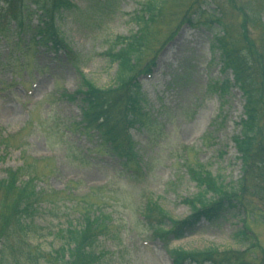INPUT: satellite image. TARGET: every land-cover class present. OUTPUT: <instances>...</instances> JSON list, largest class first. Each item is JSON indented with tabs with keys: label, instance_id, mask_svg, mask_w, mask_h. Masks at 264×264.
Here are the masks:
<instances>
[{
	"label": "rangeland",
	"instance_id": "rangeland-1",
	"mask_svg": "<svg viewBox=\"0 0 264 264\" xmlns=\"http://www.w3.org/2000/svg\"><path fill=\"white\" fill-rule=\"evenodd\" d=\"M70 1L76 9L64 13L58 21L60 34L79 56V69L87 80L99 88L113 85L117 66L104 54L117 37L137 31L131 19L141 4L159 0H114L111 8L105 7L102 0ZM192 2L181 0L170 7L174 9L170 24L158 30L152 53L175 31L184 9ZM200 2L205 14L221 12L234 28L233 35L240 33V16L226 0ZM236 2L259 18L258 26H264V0ZM31 11L29 24L34 27L37 16L33 7ZM5 28L6 34H0V137L10 140L7 144L0 141V179L6 177L7 170L20 168L24 155L38 160L34 163L39 177L37 187L48 193H70L61 208L85 199L102 204L103 211L110 214L107 233L94 245L98 264H172L167 249L152 238L139 215L144 196L156 199L173 219L183 220L190 215L181 201L192 198L198 190L181 164L186 147L194 150L188 153L190 161L205 166L213 176L223 177L226 183L240 177L231 138L239 133L243 98L236 88L223 98L210 91L212 82L225 78L218 52L211 50L212 34L201 27L182 26L160 50L150 74L139 78L147 109L160 128L155 139L137 128L130 131L140 157L149 164L143 182L133 186L119 176L116 160L96 152V137L87 139L62 129L66 123L80 121V103L60 97L62 91L71 94L79 86L74 65L42 46L30 47L22 54L12 44L18 38L26 43L29 35H15L13 23ZM250 35L254 39L262 36L252 29ZM56 215L58 220H53L47 210L34 220L35 231L29 234V241L42 253L60 245L54 233L62 227L64 218L58 211ZM239 218L224 216L215 224L203 221L194 234L172 242L169 248L238 250L233 235L240 228ZM252 230L264 248V227L254 225Z\"/></svg>",
	"mask_w": 264,
	"mask_h": 264
},
{
	"label": "trees",
	"instance_id": "trees-1",
	"mask_svg": "<svg viewBox=\"0 0 264 264\" xmlns=\"http://www.w3.org/2000/svg\"><path fill=\"white\" fill-rule=\"evenodd\" d=\"M179 1H148L133 14L131 21L137 31L128 37H117L105 54L117 66L113 85L98 88L81 74L79 87L73 94L64 91L60 94L70 103L79 102L81 112L80 121L64 124L63 131L77 132L89 139L96 137V151L116 159L120 165L119 176L133 186L143 182L149 164L140 157L130 130H143L155 139L160 128L157 119L147 110L139 78L151 72L158 52L152 53L158 30L170 24L174 12L170 7ZM200 1L193 0L184 9L179 25L163 44L183 25L201 27L212 33L211 49L219 54L221 74L225 78L213 82L210 89L223 98L231 88H237L244 99L243 118L238 124L240 132L231 139L240 161V177L236 182L226 183L223 177L213 176L205 166L190 161L189 155L184 154L181 164L198 190L192 198L182 200L190 215L183 220L173 219L151 196L141 201L139 214L153 237L167 249L173 264H264V248L252 230L254 225L264 227V26L257 25L259 18L252 17L247 7L238 6L236 0H226L241 19L240 33L234 36V28L223 14H205ZM113 2L102 0L107 8ZM28 3L36 10L34 27L29 24L33 13ZM0 4V34L5 35L8 31L5 26L13 22L16 35H29L26 43L20 38L13 42L14 49L25 54L30 47L40 45L55 54L62 53L78 68L80 60L57 25L64 13L76 9L70 0H0ZM250 29L260 31L262 36L252 38ZM9 140L10 137H0L1 143L7 144ZM185 151L194 150L185 148ZM23 158L20 168L7 170L6 177L0 179V264H98L94 245L107 233L110 214L103 211L102 204L85 199L61 208L70 193H48L37 187L39 177L34 163L38 160L25 155ZM44 202L48 204L42 206ZM47 210L53 220H58V211L64 223L54 233V239L60 241L59 247L42 253L37 245H31L29 234L35 231V218ZM224 216L240 217V228L233 235L238 250L169 249L172 241L193 234L202 221L214 224Z\"/></svg>",
	"mask_w": 264,
	"mask_h": 264
}]
</instances>
